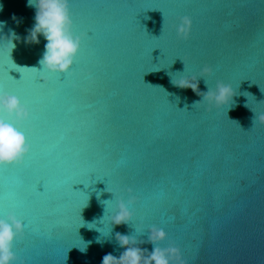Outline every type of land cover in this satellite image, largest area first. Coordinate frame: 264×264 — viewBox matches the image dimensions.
Masks as SVG:
<instances>
[{
	"label": "water",
	"instance_id": "1",
	"mask_svg": "<svg viewBox=\"0 0 264 264\" xmlns=\"http://www.w3.org/2000/svg\"><path fill=\"white\" fill-rule=\"evenodd\" d=\"M69 9L82 43L60 79L39 71L44 37L28 42L35 8L0 0V92L31 113L17 125L31 146L24 163L0 166V217L15 211L29 225L16 264H102L125 251L117 233L151 252L152 225L167 233L158 246L179 247L187 264H264V0ZM184 16L187 39L176 32ZM193 77L205 93L231 85L232 101L216 107L176 85ZM129 188L133 220L113 225Z\"/></svg>",
	"mask_w": 264,
	"mask_h": 264
},
{
	"label": "clouds",
	"instance_id": "2",
	"mask_svg": "<svg viewBox=\"0 0 264 264\" xmlns=\"http://www.w3.org/2000/svg\"><path fill=\"white\" fill-rule=\"evenodd\" d=\"M28 5L36 10L35 25L31 30L29 36L31 39L28 42L38 43L41 35L47 41L43 56L39 61L41 66L39 71L59 76L67 75L75 63L82 43L81 37L72 32L68 0H28ZM191 25L190 17H181L176 25L177 36L187 39L191 32ZM201 71L203 74L210 75L212 69L205 66ZM43 83L46 81L43 80ZM176 85L181 88H191L194 93L202 97V101H207L209 105L216 107L228 105L235 95L231 85L223 82H217L215 90L209 88L206 93L201 92L198 79L195 77L181 79ZM196 103L198 102L194 104ZM186 107L188 106L185 105L184 109ZM30 117L29 109L21 103L16 95L0 92V166L19 164L30 152L31 146L24 132L17 127L19 123L29 120ZM256 119L264 122V114ZM110 201L112 200L103 201L106 209ZM136 202L137 198L129 188L127 200L123 197L116 200L114 212L109 216L110 222L113 225H121L132 221L133 211L130 210V206ZM24 229V223L13 214H9L6 218H0V264H16L17 257L13 252V246L17 236L22 235ZM147 231L149 233L148 242L153 245L151 252L136 246L143 241L138 242L134 236L117 233L116 238L119 245L125 251L119 258L112 254L105 255L102 264H187L179 247L174 244H170L166 248L158 246L168 238L163 228L152 225Z\"/></svg>",
	"mask_w": 264,
	"mask_h": 264
},
{
	"label": "snow or ice",
	"instance_id": "3",
	"mask_svg": "<svg viewBox=\"0 0 264 264\" xmlns=\"http://www.w3.org/2000/svg\"><path fill=\"white\" fill-rule=\"evenodd\" d=\"M69 2H70V0H69ZM155 10H160V9H159V8H156ZM160 11H161V10H160ZM78 36H79V35H78ZM65 76H66V75L63 76V79H64ZM23 78H24V76H23V74H22V78H21L20 80H23ZM60 79H61V76H60ZM23 163H24V160H23L20 164L22 165ZM11 166H13V165H9V166H6V167H11ZM106 191L110 192V191L107 189V187H106ZM110 193H112V192H110ZM114 198H115V197H114ZM9 214H13V215H15V216L17 217V219L20 220V218H18L17 214L15 213V211L8 213V214L6 215V217H7ZM6 217H0V218H6ZM23 223H24V225H25V229L29 227V225L27 224L26 221H23Z\"/></svg>",
	"mask_w": 264,
	"mask_h": 264
}]
</instances>
